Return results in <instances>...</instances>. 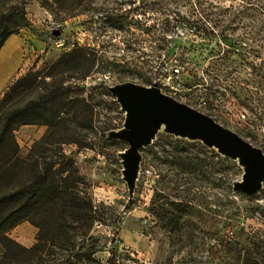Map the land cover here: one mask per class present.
Listing matches in <instances>:
<instances>
[{"label": "rangeland", "instance_id": "obj_1", "mask_svg": "<svg viewBox=\"0 0 264 264\" xmlns=\"http://www.w3.org/2000/svg\"><path fill=\"white\" fill-rule=\"evenodd\" d=\"M25 1L29 25L22 29L43 43L35 47L24 74L33 70L41 71L42 75H51L57 84L62 85L66 102L72 101L78 94L86 99L76 120L83 124H77L74 120L76 111L71 109L68 117L73 120L51 137L54 141L64 139L68 142L60 146L53 145L51 149L57 151L62 148L70 159L76 160L80 172L86 178L87 192L103 215V223L95 225L92 230V234L101 240L97 247L96 264H109L113 247L117 250L116 264H168L170 258L176 264L190 248H182L178 234L162 226L149 211L160 188L157 173L169 169L168 166H158L153 160V152L158 149H152L151 144L158 137L171 134L194 142L195 147L186 145L185 148L202 159H217L213 155L216 151L237 164L238 168L229 170L234 172L235 182L242 180L249 163L229 156L227 152L200 138L170 133L167 123L160 121L155 128V136L147 145L139 148L134 170L127 176L124 162L130 143L118 137L117 133L127 129L128 115L111 88L128 82L143 86L157 85L165 94L184 103L190 102L191 106L199 110L206 106L205 100H208L215 107L214 118L219 123L264 152V128L259 125V128L254 129L247 124L243 113L248 112L229 91V88L233 89L231 82H216L214 74L203 72L215 60L208 54L209 50L202 46L208 40L193 34L192 30L181 24L176 26V20L173 19L182 16L197 19L199 2L204 0ZM205 1L207 5L210 2L221 5L242 2ZM11 4V1L5 4L0 1V12ZM236 24V30L227 32L243 36V24ZM216 31L220 32L221 28L216 27ZM216 41L213 40L207 46L208 49L215 47L217 50ZM76 48L82 49V53L65 55ZM83 54L87 56H81ZM182 55L187 58L186 63L174 60ZM232 57L236 59L235 65L241 75L235 88L243 94L240 87L246 85L247 61L244 56L237 54ZM47 79L50 80V77ZM210 87L212 92L216 89L221 92L207 98ZM50 131L46 125L21 126L16 131L21 154L26 156L34 144ZM247 131L255 133L257 140L248 137ZM167 148L172 149L169 145ZM209 185L206 184L204 190L210 194L213 191ZM239 202L243 207L240 224L246 230L264 229V179L255 193L240 196ZM251 208H257L256 212L247 210ZM209 226H205L204 230H212ZM37 233L38 228L26 220L11 229L8 235L29 247L36 242ZM197 233L203 235V232ZM209 242L212 245L215 243L214 240ZM3 252L0 241V256ZM201 255L203 260L212 259L210 248L202 253L194 252L196 257Z\"/></svg>", "mask_w": 264, "mask_h": 264}, {"label": "trees", "instance_id": "obj_2", "mask_svg": "<svg viewBox=\"0 0 264 264\" xmlns=\"http://www.w3.org/2000/svg\"><path fill=\"white\" fill-rule=\"evenodd\" d=\"M0 1L13 2L0 12L1 49L11 34L29 25V19L25 0ZM199 3L198 18L173 17L176 26L181 24L208 40L202 46L215 60L203 72L214 74L216 82L230 81L233 89L229 91L248 112L243 113L247 124L254 129L259 125L264 128V0H242L230 5H207L205 0ZM236 23L243 24V36L227 32L236 30ZM216 27L221 31L217 32ZM213 40H217V50L207 47ZM80 52L82 49L76 48L65 55ZM233 54L244 56L247 61L246 85L240 87L243 94L236 89L241 75ZM186 59L184 55L174 58L180 63H186ZM208 89L211 92L207 98L221 92ZM85 101L78 94L66 102L61 84L51 75L33 70L14 79L0 95V241L4 247L0 264L97 263L101 240L92 230L103 223V215L87 192L86 178L76 160L70 159L62 148L51 149L68 142L51 137L73 120L68 117L71 109L76 111L74 120L79 118ZM205 104L201 111L215 117L213 103L205 100ZM27 124L46 125L51 131L23 156L16 131ZM246 135L257 140L252 131ZM186 145L196 146L171 134H164L151 144L152 149H158L153 152V160L169 169L157 173L160 188L149 211L162 226L178 234L182 248H190L176 264H264V229L246 230L240 224L243 207L239 198L249 194L235 189L234 172L229 170L238 168L237 164L216 151L213 155L217 159H202L188 151ZM208 183L213 191L210 194L204 190ZM247 210L255 213L257 208ZM26 220L38 228L36 242L29 247L8 235ZM208 225L212 230L205 231ZM197 231L203 235L199 236ZM209 240L215 243L212 245ZM208 248L211 260L194 256V252L202 253ZM111 253L109 264H116L117 250L113 247ZM168 264H174L173 258Z\"/></svg>", "mask_w": 264, "mask_h": 264}, {"label": "water", "instance_id": "obj_3", "mask_svg": "<svg viewBox=\"0 0 264 264\" xmlns=\"http://www.w3.org/2000/svg\"><path fill=\"white\" fill-rule=\"evenodd\" d=\"M113 93L127 110L126 130L117 136L130 143L125 154L126 175L129 176L139 156V148L155 136L160 120L168 121L167 131L184 132L215 146L229 156L249 163L235 189L255 193L264 179V152L237 132L223 126L211 115L161 91L157 85L143 86L128 82L113 86Z\"/></svg>", "mask_w": 264, "mask_h": 264}, {"label": "crops", "instance_id": "obj_4", "mask_svg": "<svg viewBox=\"0 0 264 264\" xmlns=\"http://www.w3.org/2000/svg\"><path fill=\"white\" fill-rule=\"evenodd\" d=\"M42 43L33 39L30 32L24 29L6 39L0 49V95L14 79L26 72L35 47Z\"/></svg>", "mask_w": 264, "mask_h": 264}, {"label": "bare ground", "instance_id": "obj_5", "mask_svg": "<svg viewBox=\"0 0 264 264\" xmlns=\"http://www.w3.org/2000/svg\"><path fill=\"white\" fill-rule=\"evenodd\" d=\"M160 121H165L167 123V128H168V121H166V120H160ZM177 134L186 135V136H192V135L184 133V132H177Z\"/></svg>", "mask_w": 264, "mask_h": 264}]
</instances>
